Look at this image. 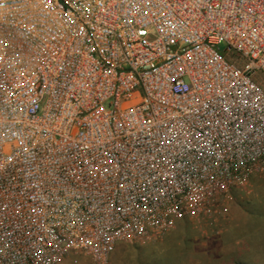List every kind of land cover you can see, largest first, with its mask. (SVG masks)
Returning a JSON list of instances; mask_svg holds the SVG:
<instances>
[{
  "label": "built area",
  "instance_id": "2783aa9c",
  "mask_svg": "<svg viewBox=\"0 0 264 264\" xmlns=\"http://www.w3.org/2000/svg\"><path fill=\"white\" fill-rule=\"evenodd\" d=\"M264 169V0H0V264L104 260Z\"/></svg>",
  "mask_w": 264,
  "mask_h": 264
},
{
  "label": "rangeland",
  "instance_id": "374dc122",
  "mask_svg": "<svg viewBox=\"0 0 264 264\" xmlns=\"http://www.w3.org/2000/svg\"><path fill=\"white\" fill-rule=\"evenodd\" d=\"M140 240H122L102 261L70 252L58 264H264V169Z\"/></svg>",
  "mask_w": 264,
  "mask_h": 264
}]
</instances>
